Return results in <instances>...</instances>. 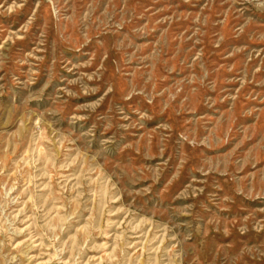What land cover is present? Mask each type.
<instances>
[{"label": "rangeland", "instance_id": "rangeland-1", "mask_svg": "<svg viewBox=\"0 0 264 264\" xmlns=\"http://www.w3.org/2000/svg\"><path fill=\"white\" fill-rule=\"evenodd\" d=\"M0 264H264V0H0Z\"/></svg>", "mask_w": 264, "mask_h": 264}]
</instances>
